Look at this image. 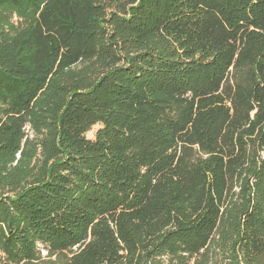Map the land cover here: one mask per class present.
<instances>
[{"label":"trees","instance_id":"16d2710c","mask_svg":"<svg viewBox=\"0 0 264 264\" xmlns=\"http://www.w3.org/2000/svg\"><path fill=\"white\" fill-rule=\"evenodd\" d=\"M38 246L264 264V0H0V262Z\"/></svg>","mask_w":264,"mask_h":264},{"label":"rangeland","instance_id":"374dc122","mask_svg":"<svg viewBox=\"0 0 264 264\" xmlns=\"http://www.w3.org/2000/svg\"><path fill=\"white\" fill-rule=\"evenodd\" d=\"M1 25L3 26H13V27H20L22 24L20 23V20L16 18V16L12 15L8 17L6 20H3L1 22ZM99 129V126H94L91 128V130L86 134V138L93 140L95 132ZM25 133L27 136L23 139L22 144L25 142V139H31L33 137L32 133L30 132L29 128L26 126ZM16 158H19V155L16 156ZM41 162V157L39 152L36 153L34 158H32L30 161L27 162L28 167H33L39 165ZM38 252V264H59L62 259L60 258V261L58 259V256L55 254H49L47 251L43 250L41 246L37 247ZM2 257V254L0 252V258ZM0 264H2L0 262Z\"/></svg>","mask_w":264,"mask_h":264}]
</instances>
